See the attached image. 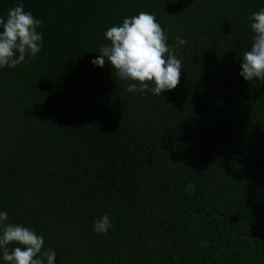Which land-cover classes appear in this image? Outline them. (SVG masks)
<instances>
[{"label": "trees", "instance_id": "16d2710c", "mask_svg": "<svg viewBox=\"0 0 264 264\" xmlns=\"http://www.w3.org/2000/svg\"><path fill=\"white\" fill-rule=\"evenodd\" d=\"M20 3L43 48L0 69L5 223L42 236L54 264H264V83L240 75L264 0H0V18ZM140 12L182 61L161 96L92 63Z\"/></svg>", "mask_w": 264, "mask_h": 264}, {"label": "clouds", "instance_id": "9594fccd", "mask_svg": "<svg viewBox=\"0 0 264 264\" xmlns=\"http://www.w3.org/2000/svg\"><path fill=\"white\" fill-rule=\"evenodd\" d=\"M250 20L254 33L250 50L243 53L240 75L249 82L264 83V9L254 12ZM42 21L24 10L23 3L10 9L6 20L0 18V69L15 68L30 63L42 50ZM110 42L99 48V56L93 65L103 67L108 61L114 76L129 82L126 90L151 92L161 96L174 90L180 81L182 61L168 45V36L156 17L148 12L125 18L122 25L112 26L105 32ZM187 41L177 37L176 46ZM8 213L0 212V253L8 264H54L55 251L44 250V239L36 232L20 224L5 223ZM113 222L105 214L94 221V231L106 235ZM15 243L9 252L8 245Z\"/></svg>", "mask_w": 264, "mask_h": 264}]
</instances>
